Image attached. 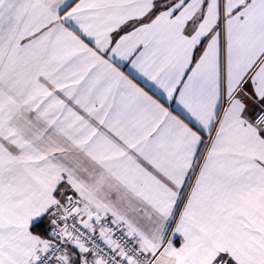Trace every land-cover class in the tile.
<instances>
[{"label": "snow or ice", "instance_id": "obj_1", "mask_svg": "<svg viewBox=\"0 0 264 264\" xmlns=\"http://www.w3.org/2000/svg\"><path fill=\"white\" fill-rule=\"evenodd\" d=\"M0 264H264V0H0Z\"/></svg>", "mask_w": 264, "mask_h": 264}]
</instances>
